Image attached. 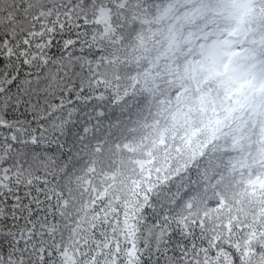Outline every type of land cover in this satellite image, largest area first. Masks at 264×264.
<instances>
[{"label": "trees", "instance_id": "trees-1", "mask_svg": "<svg viewBox=\"0 0 264 264\" xmlns=\"http://www.w3.org/2000/svg\"><path fill=\"white\" fill-rule=\"evenodd\" d=\"M185 2L0 0V72L35 65L61 32L87 42L54 94L9 93L0 187L44 206L17 264H264V95L205 80ZM210 3L221 23L242 19L244 47L257 39L264 0ZM21 98L63 122L47 152L13 143Z\"/></svg>", "mask_w": 264, "mask_h": 264}, {"label": "snow or ice", "instance_id": "snow-or-ice-1", "mask_svg": "<svg viewBox=\"0 0 264 264\" xmlns=\"http://www.w3.org/2000/svg\"><path fill=\"white\" fill-rule=\"evenodd\" d=\"M225 2L231 3L233 0H216L217 4ZM185 11L186 16L196 25V30L188 33L185 42L195 40L196 46L201 50V59L196 63L200 64L205 80L230 84L233 86V93L243 94L245 90H250L264 95V34H260L258 40L253 38L249 42L251 46L244 47L242 42L236 41L241 31L242 19L230 28H220L216 18L221 15L222 9L213 8L210 0H186ZM252 11L255 12L256 9ZM260 11L264 12V7H261ZM60 27L64 28V25ZM3 43L6 44L7 41ZM86 43L78 32L68 35L61 32L48 41L35 65L22 61L23 72L19 69L14 74L11 71L0 72V79L7 84V87L0 84V101H3L5 108V117L0 121V129L10 128L7 107L11 100V90L16 88L18 93H35L38 98L41 94L44 97L50 93L54 94L64 85L70 71L75 70V65L69 66L65 59H71L69 54L77 50L83 53ZM6 51L5 49L0 52V65L5 68L8 67L4 60ZM241 60L249 62L247 70L243 73L238 72ZM70 99L75 100V97L70 95ZM22 104L24 109L20 108ZM28 106L23 98L15 102L14 111L19 113L20 119L15 121L18 127L11 130L13 143L19 136L23 145L31 146L34 150L38 146L47 152L53 143L64 135L63 122H57L58 118L53 113L37 119L34 113L27 111ZM61 110L63 111V107ZM49 136L52 137L51 140ZM57 147L62 145L57 144ZM5 171L7 172V169ZM43 211L42 197L40 194L34 195L32 189L21 192L17 188L13 192L0 187V243L8 244V264H17V253L20 262L25 259L26 241L36 225L38 214ZM22 241L24 247H21Z\"/></svg>", "mask_w": 264, "mask_h": 264}, {"label": "clouds", "instance_id": "clouds-1", "mask_svg": "<svg viewBox=\"0 0 264 264\" xmlns=\"http://www.w3.org/2000/svg\"><path fill=\"white\" fill-rule=\"evenodd\" d=\"M211 6H212V5H211ZM216 19H217L218 22H219V26H220V28H230V27H232V25H227V24H225V23H221V22L219 21V16H218ZM260 34H264V25H263L261 28H259V30H258V37H257V40L259 39ZM239 37H240L239 39L241 40L242 44H244L245 41L248 39V35H246V33H244V35H243V32L240 33ZM245 37H247V39H245ZM206 43H207V42H206ZM249 46H251V45H248L247 47H249ZM240 64H241L242 67H244V66H245L244 60L241 61Z\"/></svg>", "mask_w": 264, "mask_h": 264}]
</instances>
